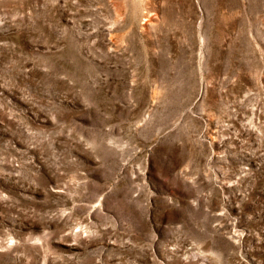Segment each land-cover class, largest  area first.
Listing matches in <instances>:
<instances>
[{
  "label": "rangeland",
  "instance_id": "obj_1",
  "mask_svg": "<svg viewBox=\"0 0 264 264\" xmlns=\"http://www.w3.org/2000/svg\"><path fill=\"white\" fill-rule=\"evenodd\" d=\"M0 264H264V0H0Z\"/></svg>",
  "mask_w": 264,
  "mask_h": 264
}]
</instances>
